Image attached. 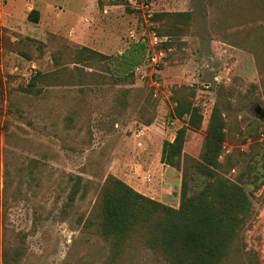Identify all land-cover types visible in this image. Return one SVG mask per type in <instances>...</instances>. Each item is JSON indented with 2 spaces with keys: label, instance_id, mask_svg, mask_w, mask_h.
<instances>
[{
  "label": "rangeland",
  "instance_id": "1",
  "mask_svg": "<svg viewBox=\"0 0 264 264\" xmlns=\"http://www.w3.org/2000/svg\"><path fill=\"white\" fill-rule=\"evenodd\" d=\"M47 1L64 11L46 15L42 40L0 26V189L6 165L13 178L1 197L8 209L0 211V264H169L134 234L109 259V244L98 232L101 188L113 175L177 207L183 176L190 193L202 186L191 174L215 104L228 124L220 160L235 163L222 173L235 179L262 166L264 120L254 107L264 108V81L253 43L256 28L264 27V0L92 1L91 15L83 12V0ZM29 4L43 10L39 0H0V7L32 23ZM161 11L191 14L186 33L170 37L168 49L169 36L159 35L151 20ZM142 41L139 65L128 71L114 65ZM89 43L99 45L107 59L79 56L81 45ZM152 51L156 62L148 59ZM54 56L71 80L40 82L37 93L25 90L36 72L59 66ZM174 90L194 93L203 114L202 127L185 142L180 169L160 160L163 141L173 140L182 124L171 115ZM123 93L126 100L119 102ZM146 118L153 119L150 125L142 123ZM30 159L39 163L33 180L26 170ZM76 176L81 189L66 206ZM258 182L245 184L253 213L241 232V250L234 245L223 264H264V180ZM17 237L22 250L15 256L8 250Z\"/></svg>",
  "mask_w": 264,
  "mask_h": 264
},
{
  "label": "trees",
  "instance_id": "2",
  "mask_svg": "<svg viewBox=\"0 0 264 264\" xmlns=\"http://www.w3.org/2000/svg\"><path fill=\"white\" fill-rule=\"evenodd\" d=\"M116 4L118 1H110ZM98 5H103L104 0H97ZM27 19L32 23H38L40 13L33 8L27 13ZM191 14L188 11L155 12L151 20L157 23L159 35L169 36L164 44L170 48V37L186 33L190 23ZM259 35L253 43V50L257 56V65L264 81V27L256 28ZM146 42H137L119 55L115 66L123 71L139 65L144 56ZM89 50L93 55L95 51L82 48L78 51L83 55ZM105 58V55H101ZM66 69L47 73L36 72L25 90L38 92V83L44 81L62 82L67 79ZM128 76L133 77L132 73ZM175 91L172 97L173 108L171 115L182 122L177 128L173 140H164L161 149L160 160L162 163L176 169H180L185 142L191 134L202 127V109L194 100V93H182ZM124 102L126 94L117 97ZM152 118L143 120V124L150 125ZM227 121L218 104L211 108L206 124L203 149L195 162L192 177L202 181V186L195 192H189V182L186 176L182 177L180 184V199L177 207L165 204L151 198L126 183L120 178L109 175L100 192V210L98 212V232L109 244V259L114 260L124 250L123 242L132 234L141 237V240L156 253L166 258L169 264H223L229 257L232 247L241 250L238 242L241 240V232L253 213V204L246 192L245 184L253 186L256 180L259 185L264 180V151L262 153L263 164L249 167L244 174L235 179L222 173L225 166L232 169L235 165L231 158L223 163L220 160L223 145L226 140ZM255 138V137H254ZM36 159H30L26 165L29 179L33 180L38 167ZM257 171H262L259 176ZM247 178L244 179V177ZM262 179H259V178ZM75 180L67 196V205L70 206L76 199L81 189L82 178ZM254 179V180H253ZM13 182L8 165L4 169V187L0 189V211L4 205L2 195L6 193ZM20 188L22 181L17 182ZM3 212V215H4ZM22 250L20 238L15 239V244L8 252L17 256ZM254 257L251 256V261ZM13 260V259H12ZM111 260V261H112Z\"/></svg>",
  "mask_w": 264,
  "mask_h": 264
},
{
  "label": "crops",
  "instance_id": "3",
  "mask_svg": "<svg viewBox=\"0 0 264 264\" xmlns=\"http://www.w3.org/2000/svg\"><path fill=\"white\" fill-rule=\"evenodd\" d=\"M39 1L44 6H43V10L37 8V10L40 13V19H39L38 23L26 22L22 19L23 16L21 14L16 15L12 12L7 11L4 7L1 6L0 7V26H2L3 28L5 27L9 30H14V31L18 32L19 34L35 36V37L39 38L40 40H42L43 36L46 33V30H45V28H43L41 26V24H42V21H44V19L46 18V15L48 14V17H57L60 14L59 12H62L64 10L59 9L58 10L59 12L56 11L55 7H54L55 5L51 1L50 2L47 0H39ZM92 1H93V3L96 2V4L98 5L97 0H83V5H85V6H83L82 9H83V12L87 15L88 14L91 15L92 12L95 13V10L93 9L94 6L92 4H89ZM67 3H69V0H67ZM33 8H35V7L32 4H29L27 7V9H29V10H31ZM81 12L79 14H81ZM71 13L72 14H70V15H72V16L78 15V14L73 13V12H71ZM40 21H41V23H40ZM27 30H29L31 33H33V35H31V33L26 34L25 31H27ZM95 31H96V29H95ZM2 32H3V29H1V33ZM88 32L90 33L91 31H88ZM81 46H82V48H88L90 50L95 51V53H97V54L93 55L91 52H89V50H87V51H84L85 54L83 52L82 57H86V55H87L90 58L94 57V58L98 59V57H99V59H104V57H102L101 55H104L105 52L100 48L99 45L89 43V44H82ZM79 56H81V55H79ZM58 59H59V56L53 57V61L55 62V64H57L59 66L54 68L52 71H59L60 69H63V66H60L61 63ZM105 59H107L106 55H105ZM72 63L76 64L75 61H73ZM114 70H115V73L117 75L118 74L117 68H114ZM66 71H67V78L69 75L68 80L70 81L71 77H70L69 69H66ZM61 78H62V80L67 79L63 76Z\"/></svg>",
  "mask_w": 264,
  "mask_h": 264
},
{
  "label": "water",
  "instance_id": "4",
  "mask_svg": "<svg viewBox=\"0 0 264 264\" xmlns=\"http://www.w3.org/2000/svg\"><path fill=\"white\" fill-rule=\"evenodd\" d=\"M254 113L259 117V119L264 120V108L260 105L254 107Z\"/></svg>",
  "mask_w": 264,
  "mask_h": 264
},
{
  "label": "built area",
  "instance_id": "5",
  "mask_svg": "<svg viewBox=\"0 0 264 264\" xmlns=\"http://www.w3.org/2000/svg\"><path fill=\"white\" fill-rule=\"evenodd\" d=\"M129 1L132 2V0H129ZM148 59L151 60V62H156V60H157V55H156V53L152 51V52L149 54Z\"/></svg>",
  "mask_w": 264,
  "mask_h": 264
}]
</instances>
